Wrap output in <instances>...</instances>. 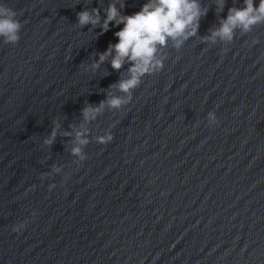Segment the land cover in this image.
I'll return each mask as SVG.
<instances>
[{
    "label": "water",
    "instance_id": "water-1",
    "mask_svg": "<svg viewBox=\"0 0 264 264\" xmlns=\"http://www.w3.org/2000/svg\"><path fill=\"white\" fill-rule=\"evenodd\" d=\"M0 264H264V0H0Z\"/></svg>",
    "mask_w": 264,
    "mask_h": 264
}]
</instances>
